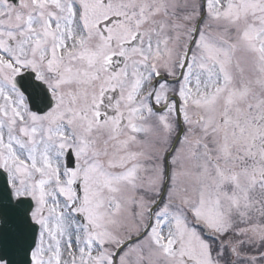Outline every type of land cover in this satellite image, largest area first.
<instances>
[{
    "label": "snow or ice",
    "instance_id": "obj_1",
    "mask_svg": "<svg viewBox=\"0 0 264 264\" xmlns=\"http://www.w3.org/2000/svg\"><path fill=\"white\" fill-rule=\"evenodd\" d=\"M0 264H264V0H0Z\"/></svg>",
    "mask_w": 264,
    "mask_h": 264
}]
</instances>
